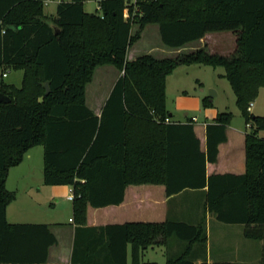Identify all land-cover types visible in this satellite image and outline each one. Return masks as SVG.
<instances>
[{
  "label": "trees",
  "instance_id": "trees-1",
  "mask_svg": "<svg viewBox=\"0 0 264 264\" xmlns=\"http://www.w3.org/2000/svg\"><path fill=\"white\" fill-rule=\"evenodd\" d=\"M84 1L59 2L49 22L43 0H0V69L23 70L21 86L0 79V91L11 97L0 103V264H46L58 242L49 224L10 223L6 215L16 198L6 186L10 168L36 145L44 147L45 183L73 188L72 264H128L129 255L132 264H154L143 262L144 252L168 246L173 235L187 244L166 264H195L194 246L208 241L206 217L195 224L168 218L87 226L89 205L120 204L131 184H164L168 195L203 189L205 212L244 224L245 237L264 241V116L249 110L264 85V0H99L95 12L86 11ZM148 24H158L162 42L172 48L215 31L235 32L237 47L228 55L201 47L129 60ZM183 64L224 68L249 127L245 173H207L228 139L233 112L220 111L207 123L205 151L194 119L172 120L167 77ZM104 65L121 75L97 114L86 90ZM211 104L205 96L203 105ZM199 264L241 263L204 258Z\"/></svg>",
  "mask_w": 264,
  "mask_h": 264
},
{
  "label": "crops",
  "instance_id": "crops-1",
  "mask_svg": "<svg viewBox=\"0 0 264 264\" xmlns=\"http://www.w3.org/2000/svg\"><path fill=\"white\" fill-rule=\"evenodd\" d=\"M56 8L54 10H51L50 13H56ZM201 47L208 48L212 53L225 55L231 54L236 50L237 47V34L233 31L210 32L201 39L189 42L183 47L172 48L162 42L159 25L148 24L143 30L141 38L129 48L128 59L133 60L143 54H153L154 56L159 58L175 56L180 53L195 51L196 49ZM203 66L204 65L201 64L179 65L170 75H168L167 102L168 108L172 115V120L186 122L190 118L194 119V130L196 136L200 140L201 149L205 151L207 148V123L212 122L217 117L218 113L220 111H225L226 108L219 109L217 111L215 110V112L213 111V117L211 118V120L198 122L196 116H189V112L185 113L187 117L186 119H180L179 117H177L179 116L177 110H173V107L170 105V103L175 104L174 107H176V109L178 110L200 108L202 100L205 97V88L202 79L198 75L200 74ZM99 67L96 68L94 78L92 82L87 85L86 90L87 105L97 114L101 113L102 108L105 105L115 82L121 75L120 71L119 74L117 73V68L111 69L108 67L109 69H103L102 71L98 72L97 69ZM215 68L217 70L215 71V73L217 72L216 78L225 79V70L217 69L218 67ZM109 72H111L112 76L108 74ZM101 73L103 74L102 78H98V75ZM194 76L196 78V83L199 85V88L194 87L193 90L184 88L185 86L183 80H189V78H193ZM20 77V80L22 81L23 70ZM174 77L180 78H177V81L179 80V82L176 83L178 85V88L175 90L174 95L172 96L170 93V82ZM96 78H98L99 81L97 80L96 82ZM111 80L112 83H110V86H108V89H106V85H108L109 81ZM10 84L16 85L15 82H11ZM247 131V124L246 127H238L232 124L228 125V139L227 141L220 144V151L217 161L207 163L208 175L216 173H245ZM34 147L35 146L30 148L26 152V154H29V157L32 156L31 150ZM45 184L44 173L41 177L35 175H22L20 177H14L13 179H11L9 172L6 180V186L9 190H12L16 193V198L7 206V219L10 223L49 224L51 230L57 236L58 242L50 247L46 264H72V256L76 239V226L72 222L73 209L68 221L61 220L58 209L50 208L44 197L38 194L42 191ZM67 186L68 189L69 185ZM186 192H191L194 194L201 192L205 194V190L203 189H185L182 192L168 195L166 192V185L164 184H131L126 188L125 199L122 203L110 204L102 207H93L89 205L87 226H104L108 224L125 223L129 221H165L168 218L180 220L181 218L177 217H179V214L182 213L180 211L181 208L175 207L174 209L171 203L174 200H178L179 197ZM53 193L57 194L56 190L53 189ZM176 202L178 203V201ZM209 214L213 213L205 212L204 209L202 215L196 217L194 220L182 221L195 224L199 223L204 217H206L207 225V221L210 216ZM219 253L213 256L209 253V251H200L198 252V254H195V264L201 263L204 258H207V261L209 263L215 261H234L244 264L233 258L226 257V254H224V252L221 250ZM105 254H107V250H105L104 255ZM108 260L105 259V261ZM130 263L132 264L131 255H129L128 260V264ZM108 264L113 263L109 260Z\"/></svg>",
  "mask_w": 264,
  "mask_h": 264
},
{
  "label": "rangeland",
  "instance_id": "rangeland-1",
  "mask_svg": "<svg viewBox=\"0 0 264 264\" xmlns=\"http://www.w3.org/2000/svg\"><path fill=\"white\" fill-rule=\"evenodd\" d=\"M57 6V2H52L49 6H45V13L47 15L49 22H53V17L55 13H50L51 10H54ZM99 6V0H85L84 8L88 12H95ZM137 26L134 27V30ZM116 69L113 66H100L97 70L102 71L103 69ZM217 69L224 70L223 67H218ZM216 68L209 65H204L200 74L198 75L202 81L205 88V96L210 94L211 89L216 91V95L213 97V101L211 105L204 106L203 100L200 108L197 109H176L175 104L170 103L173 107V110H177L180 119H186V112H189V116H196L198 122H203L205 120H211L213 117V111L219 109H225V111L233 112L232 125L238 127H246L245 118L240 110V107L237 103V98L235 91L230 84L227 77L225 79L216 78L215 73ZM119 74V70L117 71ZM116 73V74H117ZM108 74H111L109 72ZM22 70L10 68L7 70V76H3V71L0 69V79L5 81L6 83L15 82L17 86H21L22 81L21 76ZM97 75V74H96ZM103 74H99L98 78H102ZM197 76V75H195ZM195 76L192 78L183 80L184 88L188 90H193V88H199V85L196 83ZM96 78L99 81V79ZM177 78H172L170 82V93L173 96L175 90L178 88L176 84L179 82ZM217 84H215V83ZM112 80L109 81L108 85H106V89L110 86ZM214 84V85H210ZM171 96V99H172ZM171 102V101H170ZM251 110L255 114L264 116V85L260 86L258 94L256 98L253 100V106ZM176 117V118H177ZM249 128V127H248ZM259 135L264 137V129L259 131ZM43 149L42 145L35 146L32 150V156L29 157L28 153L25 154L22 162L16 166L10 168V177L13 179L14 177H20L22 175H35L41 177L44 173V158H43ZM44 188L38 194L42 195L49 205L50 208H57L60 214V219L64 221H68L69 217L72 213V200L68 198L70 195V186L67 189L66 184H58V185H49L45 184ZM53 189L56 190L57 194L53 193ZM206 195L204 193H191L186 192L182 196L179 197L178 200H174L171 205L175 209V207H180L179 214L180 220L192 221L196 217L201 216L204 211ZM178 201V203L176 202ZM183 214V215H182ZM182 215V216H180ZM209 218L207 221V229L209 235V241L206 245L196 244L194 246V253L198 254V252H208L215 256L217 253L221 251L226 254V257L233 258L238 260L244 264H260V259L262 255L263 249V240L247 238L244 235L245 225L241 223H227L218 220L213 214H209ZM186 241L178 238L176 235H173L170 238V242L168 246L163 245H155L150 246L143 255V262L149 263L154 262V264H166L167 257L169 255H178L180 254L185 245ZM220 254V253H219ZM131 264V263H130Z\"/></svg>",
  "mask_w": 264,
  "mask_h": 264
},
{
  "label": "built area",
  "instance_id": "built-area-1",
  "mask_svg": "<svg viewBox=\"0 0 264 264\" xmlns=\"http://www.w3.org/2000/svg\"><path fill=\"white\" fill-rule=\"evenodd\" d=\"M61 1H63V0H43V4H44V6H49L52 2H57V4H58ZM136 1L137 0H126V3L127 4H131V3H135ZM97 10L101 11V5H100V3H99V6H98ZM125 13H126V15H128V9L127 8L125 10ZM3 75L6 76L7 73H4ZM252 106H253V102L250 104L249 110H251V107ZM166 121H170V118H167ZM70 191H71V193L68 196V198L70 200H73V198H74V192H73V188L71 186H70Z\"/></svg>",
  "mask_w": 264,
  "mask_h": 264
},
{
  "label": "water",
  "instance_id": "water-1",
  "mask_svg": "<svg viewBox=\"0 0 264 264\" xmlns=\"http://www.w3.org/2000/svg\"><path fill=\"white\" fill-rule=\"evenodd\" d=\"M0 85H1V84H0ZM45 87H46V89H47V90H46V94H48L49 91H50V87H49V83H48V82L45 83ZM215 95H216V91H214L213 89H211L210 94H209L210 99L213 100V97H214ZM1 102H4V103L11 102V97H10L9 95L4 94L3 92L0 91V103H1Z\"/></svg>",
  "mask_w": 264,
  "mask_h": 264
}]
</instances>
